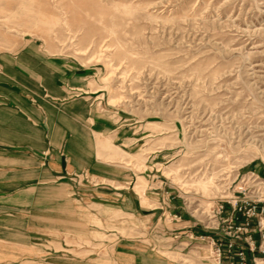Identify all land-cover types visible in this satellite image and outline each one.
Segmentation results:
<instances>
[{"label":"rangeland","instance_id":"rangeland-1","mask_svg":"<svg viewBox=\"0 0 264 264\" xmlns=\"http://www.w3.org/2000/svg\"><path fill=\"white\" fill-rule=\"evenodd\" d=\"M27 49L77 75L59 74L68 81L52 104L88 98L110 118L101 148L134 172L142 209L157 205L148 191L163 196L156 219L82 204L77 239L66 241L73 256L113 264L128 241L179 264H213L202 226L264 166V0H0V76L1 59ZM39 244L0 264H62Z\"/></svg>","mask_w":264,"mask_h":264},{"label":"crops","instance_id":"crops-1","mask_svg":"<svg viewBox=\"0 0 264 264\" xmlns=\"http://www.w3.org/2000/svg\"><path fill=\"white\" fill-rule=\"evenodd\" d=\"M1 64L0 263L16 262L17 248H32L39 244L35 242L47 260L53 253L62 264L101 261L98 255L86 261L75 258L76 245L66 243L77 239L82 204L90 210L116 204L122 213L156 219L163 196L148 191L157 205L142 209L140 196L129 190L134 172L124 163L107 161L112 153L101 146L114 127L105 112H98L88 98L58 104L48 100L63 99L62 84L68 80L59 74L77 75L65 74L62 63L31 49L5 57ZM253 171L264 178V166ZM83 174L88 184L70 183ZM36 228L42 232L39 241L34 239ZM111 256L113 264H179L128 241Z\"/></svg>","mask_w":264,"mask_h":264},{"label":"built area","instance_id":"built-area-1","mask_svg":"<svg viewBox=\"0 0 264 264\" xmlns=\"http://www.w3.org/2000/svg\"><path fill=\"white\" fill-rule=\"evenodd\" d=\"M203 225L213 264H264V178L249 173L222 198Z\"/></svg>","mask_w":264,"mask_h":264}]
</instances>
